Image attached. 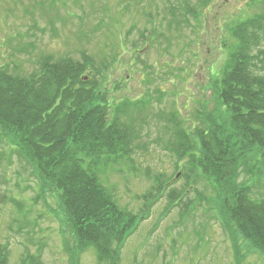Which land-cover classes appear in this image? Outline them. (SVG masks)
Here are the masks:
<instances>
[{
	"label": "rangeland",
	"instance_id": "rangeland-1",
	"mask_svg": "<svg viewBox=\"0 0 264 264\" xmlns=\"http://www.w3.org/2000/svg\"><path fill=\"white\" fill-rule=\"evenodd\" d=\"M263 3L0 0L1 66L28 76L42 60L79 62L86 65L84 75L98 72L95 80L108 100L145 106L126 120L132 130L129 159L99 171L118 208L146 213L125 239L119 264H264V255L223 223L215 184L176 176L179 160L170 151L179 122L194 130L204 115L218 113L214 80L225 58L222 42L232 41L229 31L239 20L263 17ZM154 32L159 37L150 41ZM250 55L254 72L264 73V30ZM11 143L0 131V246L6 264H98L92 249H74L55 192ZM257 162L252 157L249 166ZM239 172L238 181L244 176ZM173 189L188 190L177 205L171 204ZM250 196L264 202V177ZM147 197L152 203L145 208Z\"/></svg>",
	"mask_w": 264,
	"mask_h": 264
},
{
	"label": "trees",
	"instance_id": "trees-1",
	"mask_svg": "<svg viewBox=\"0 0 264 264\" xmlns=\"http://www.w3.org/2000/svg\"><path fill=\"white\" fill-rule=\"evenodd\" d=\"M188 11L199 17V12ZM263 30L264 15L239 20L230 29L232 41L222 42L225 58L214 80L218 113L204 115L194 130L179 122L170 143L180 178L192 175L215 184L223 223L262 255L264 202L250 193L264 177V73L254 72L250 53ZM153 34L150 41L159 37ZM85 70L79 62L47 59L35 73L21 76L0 65V131L42 185L55 192L71 225L74 249H92L98 264H119L125 239L146 213L129 215L118 208L99 171L129 159L132 130L126 120L145 106L108 100L104 85L95 80L98 72L86 76ZM255 156L258 162L249 166ZM240 169L244 176L238 181ZM187 191L173 189L171 204H178ZM150 201L145 199V208ZM0 264H6L2 246Z\"/></svg>",
	"mask_w": 264,
	"mask_h": 264
}]
</instances>
